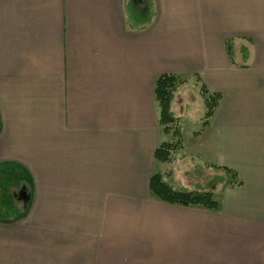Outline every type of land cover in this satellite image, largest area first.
<instances>
[{
    "label": "crops",
    "instance_id": "crops-1",
    "mask_svg": "<svg viewBox=\"0 0 264 264\" xmlns=\"http://www.w3.org/2000/svg\"><path fill=\"white\" fill-rule=\"evenodd\" d=\"M129 1L0 0V264H264V0H152L146 27Z\"/></svg>",
    "mask_w": 264,
    "mask_h": 264
},
{
    "label": "trees",
    "instance_id": "trees-1",
    "mask_svg": "<svg viewBox=\"0 0 264 264\" xmlns=\"http://www.w3.org/2000/svg\"><path fill=\"white\" fill-rule=\"evenodd\" d=\"M129 19L135 26L142 25L146 27L151 24L155 9L152 0H130L128 3ZM228 52L231 55V48L228 44ZM183 82L174 74H164L156 82L155 93L158 104L161 109V123L164 129L169 131L174 125V119L170 114V102L174 91L178 85ZM201 92L205 95L207 106L206 118H209L220 99L219 94H209L206 87L201 84ZM173 145L170 142H163L156 150V158L161 162L170 161L172 157ZM233 176H237L235 172L225 168ZM4 188V187H3ZM151 188L153 193L160 199L169 203L181 205H201L208 209H217L218 201L214 198L211 191H188L183 189H174L169 183L164 181L160 173H155L151 180ZM5 189V188H4ZM10 202V201H9Z\"/></svg>",
    "mask_w": 264,
    "mask_h": 264
},
{
    "label": "rangeland",
    "instance_id": "rangeland-1",
    "mask_svg": "<svg viewBox=\"0 0 264 264\" xmlns=\"http://www.w3.org/2000/svg\"><path fill=\"white\" fill-rule=\"evenodd\" d=\"M174 126V125H173ZM175 126H176V124H175ZM164 127V126H163ZM171 130V129H170ZM165 136H166V139L168 140V142H170V143H172V145L174 146L173 147V151H174V149H176V148H178L179 146H180V144H181V141H182V135H180L179 133H178V130H177V128L175 129V127L173 128L172 127V130H171V132L170 133H165ZM176 147V148H175ZM172 151V152H173ZM197 160H198V157L196 158ZM166 162H168V161H166ZM159 171V170H158ZM211 178V177H210ZM10 196V198H6V202L8 203L11 199L12 200H16V199H13V197L11 196V195H9ZM19 196L20 197H22V198H24L25 197V194H24V190L19 194ZM12 202V201H11ZM9 204V203H8Z\"/></svg>",
    "mask_w": 264,
    "mask_h": 264
}]
</instances>
